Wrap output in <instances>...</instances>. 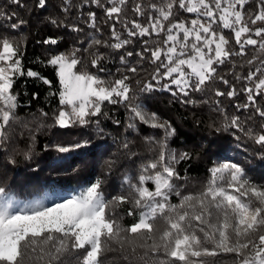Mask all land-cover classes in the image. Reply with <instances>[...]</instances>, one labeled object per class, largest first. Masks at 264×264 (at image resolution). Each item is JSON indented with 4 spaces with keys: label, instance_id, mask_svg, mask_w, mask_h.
<instances>
[{
    "label": "trees",
    "instance_id": "obj_1",
    "mask_svg": "<svg viewBox=\"0 0 264 264\" xmlns=\"http://www.w3.org/2000/svg\"><path fill=\"white\" fill-rule=\"evenodd\" d=\"M137 3L144 8L143 16L136 15L133 10ZM160 3L161 0H128L121 20H136L147 25L148 16L157 15L148 5ZM101 5L93 0H46L41 8L38 0H20L19 3L0 0V38L11 40L19 48L18 56L25 73L13 78L17 120L8 129L7 140L0 144V187L16 200L32 201L52 192L62 193L64 198H68L99 179L106 201H112L115 196L128 195L125 178H130L132 184L138 183L143 169L157 160L159 142L165 139L163 129L132 119L130 108L136 105L147 113H155L159 122H167L175 129V134L166 140L165 163H171L180 177L173 180L176 188L170 196V204L179 205L184 197L204 192L211 179L210 169L223 163L240 166L252 184L264 187V145L257 144L249 135V132L264 134V117L256 111L257 107L264 110V93L255 97L254 107H243L249 103L243 89L253 86L245 77L257 67L264 68L261 63L264 51L259 49V45H246L244 55L234 54L224 64L214 65L217 78L209 81L202 91H189L188 96L179 93L174 96L172 92L177 91L175 85H171L170 90L164 88L169 80L153 79L157 65L150 63L149 54L145 53L144 59L137 55L143 52L145 39L149 47H156L154 42H160L163 47L164 34L129 37L123 23L106 15V9L111 6L108 0H101ZM261 9H264L261 0H247L244 4V21L250 28H264V22L251 23V18ZM91 13L95 14L94 26ZM195 18V13L176 7L165 27L168 23L189 22ZM113 24L122 40H130L119 49L108 46L116 43L112 36ZM222 31L229 41L228 50L238 52L239 45L235 44L232 32L228 29ZM252 38L258 41L264 39L254 33ZM49 39H54L56 43H45ZM94 40L101 41V44H94ZM128 52L133 54L128 56ZM73 53L79 61L74 72L95 75L106 85L127 76L130 100L115 104L105 101L98 115L86 118L87 123H74L62 128L55 122L56 115L64 107L59 103L61 86L57 67L48 61L61 54L72 59ZM98 55L103 59L98 66H93L92 60ZM249 60L253 63L249 64ZM129 67H136L137 72H129ZM29 70L51 81V85L38 77L27 76ZM220 76L229 83L224 84L218 78ZM260 78L261 74H257L256 79ZM149 84L153 87L146 90ZM232 87H235L236 95L229 97L227 93ZM217 91L225 95L218 96ZM233 117H239L240 128L229 126ZM130 124L135 127H129ZM126 143L127 148L124 147ZM59 147L69 148V151L60 152ZM168 153L174 154L176 161H171ZM183 153H188L190 159L181 160ZM157 171H161L159 165L148 174ZM146 186L154 189L151 182ZM253 206H256L255 202ZM130 210L134 212L132 216L128 215ZM106 212L111 213L125 228L137 218L131 197L125 203H110ZM210 222L214 221L210 219ZM155 227L159 235L166 225L158 218ZM195 231L201 238V247L212 250L214 244L204 242V233L198 228ZM259 234H264V228L255 235ZM122 243L123 246L117 241H107L100 257L101 264H158V261L167 259L162 251L155 254L149 251L145 255L146 248L140 247L144 243L141 236L128 237ZM216 252V255L190 259L197 264H239L243 258L219 249ZM77 255L82 256V252L65 253L62 260L64 264H78ZM35 256H40L39 249ZM25 264L29 262L25 261ZM31 264H43V261L34 257Z\"/></svg>",
    "mask_w": 264,
    "mask_h": 264
},
{
    "label": "snow or ice",
    "instance_id": "obj_2",
    "mask_svg": "<svg viewBox=\"0 0 264 264\" xmlns=\"http://www.w3.org/2000/svg\"><path fill=\"white\" fill-rule=\"evenodd\" d=\"M13 2L19 3L20 0ZM45 2L38 0L39 7L43 8ZM93 2L101 5V0ZM261 2L264 3V0ZM108 3L111 6L106 9V15L123 23L129 37L164 34L163 47L160 42H154V48L149 47L145 39V48L137 55L144 59L145 53L149 54L150 63L157 65L153 79H168L169 84H165L164 88L170 90L171 85H175L177 91L172 92L174 96L178 93L188 96L189 91H202L209 81L217 78L214 65L224 64L234 54L244 55L246 45H259V49L264 51V39L258 41L252 38L253 33L257 37H264V28L252 29L244 21L242 9L247 0H161L159 5H148L157 15H149L147 25L136 20H121L123 7L128 0H108ZM176 7L187 13H195L196 18L189 22L168 23L166 28L165 24L173 17ZM133 10L138 16L144 15V8L139 3ZM90 16L94 26L95 14L91 13ZM257 21L264 22V9L251 18L252 24ZM214 25L217 27L214 28ZM223 29L232 32L235 44L239 45L238 52L228 50L229 41L223 35ZM112 36L116 43L109 47L119 49L130 43L129 39L120 38L115 24L112 26ZM45 43L55 44L56 41L49 39ZM93 43L99 45L101 41L94 40ZM18 51L19 48L11 40L0 38V144L7 140L8 129L17 120L15 110L18 105L12 93L13 78L25 75ZM132 54L127 53L128 56ZM102 59L103 56H96L92 60L93 66H98ZM121 60L123 62V57ZM48 63L57 67L61 86L59 103L64 107L59 110L55 122L62 128L74 123H87L86 118L98 115L105 101L115 104L130 100L131 89L126 83L127 76L106 85L104 80L95 75L74 72L73 69L79 63L75 53L72 59L61 54L52 57ZM248 63L252 64L253 60ZM261 63L264 64V61ZM128 71L135 73L137 68L129 67ZM257 74H261L258 80ZM26 75L38 77L51 85V81L40 77L37 72L29 70ZM218 78L224 84L229 83L222 76ZM245 79L253 86L243 89L249 101L243 107H254L255 97L264 93V68L257 67ZM152 87L149 84L146 90ZM216 95L223 96L225 93L217 91ZM227 95H236L235 87ZM130 110L132 119H138L152 128L163 129L165 139L159 142L157 160L143 169L138 183L132 184L130 178H125L128 195L115 196L112 201H106L101 191L102 181L97 179L78 194L60 197L58 202L49 206L40 200L21 206L0 187V264H25V261L31 264L34 257L43 261V264H64L62 257L65 253L79 252H82V256L75 257L78 264H101L100 257L107 241H117L123 246V241L135 236L144 238L140 247L146 248L145 255L149 251L153 254L162 251L165 254L167 259L158 261V264H197L190 257L216 255L217 249L243 257L239 264H264V234L255 235L264 228V187L252 184L240 166L223 163L210 169L211 179L204 192L184 197L179 205L170 204V196L176 188L173 180L180 178L172 164L165 163L166 140L175 134V129L167 122H159L155 113H147L139 105L131 106ZM256 111L264 117V110L257 107ZM238 121L239 117H233L229 126L240 128ZM129 127L135 125L130 124ZM249 135L257 144L264 145V134L249 132ZM124 147L127 148L128 144H124ZM58 151L68 152L69 148L59 147ZM168 157L176 161L174 154L168 153ZM180 159H190V156L183 153ZM158 165L161 171L148 174ZM148 182L154 185V189L146 186ZM129 197L137 218L125 228L106 209L112 202H128ZM254 202L256 206H253ZM133 214V210L128 212L129 216ZM158 218L166 225L159 235L155 227ZM210 219L214 222H210ZM197 228L204 233V242L214 244L212 250L201 247V238L195 231ZM38 249L40 256L36 257Z\"/></svg>",
    "mask_w": 264,
    "mask_h": 264
},
{
    "label": "rangeland",
    "instance_id": "obj_3",
    "mask_svg": "<svg viewBox=\"0 0 264 264\" xmlns=\"http://www.w3.org/2000/svg\"><path fill=\"white\" fill-rule=\"evenodd\" d=\"M226 39H228V38H226ZM73 71H74V69H73ZM186 71H188L187 68H186ZM64 196H65L64 194L58 193V192H56V193H54V192H52V193H45V194H43L37 200H40L41 202H43L45 204V206H49L53 202H58L59 198L60 197H64ZM34 201H36V200H32V201H21V200H16L15 199V202H18L21 206H23L24 204H30V203H32ZM180 264H182V262Z\"/></svg>",
    "mask_w": 264,
    "mask_h": 264
}]
</instances>
